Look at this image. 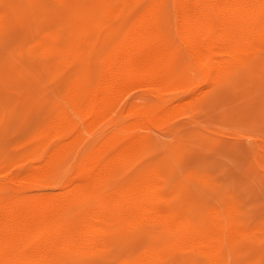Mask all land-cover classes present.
<instances>
[{
  "label": "rangeland",
  "instance_id": "rangeland-1",
  "mask_svg": "<svg viewBox=\"0 0 264 264\" xmlns=\"http://www.w3.org/2000/svg\"><path fill=\"white\" fill-rule=\"evenodd\" d=\"M152 2L0 0V171L12 178L1 174L0 182L24 197L60 200L70 219L92 213L99 196L129 198L142 183L158 185L167 219L136 210L91 242L54 245L48 264H210L183 226L208 232L219 225L222 261L264 264V35L226 73L205 81L180 38L173 0H160L167 78L128 82L96 116L68 128L59 123L62 113L73 116L76 86L98 88L105 58ZM51 34L62 43H48ZM145 111L153 120L135 127ZM129 132L135 140L116 152V136ZM97 150L105 171L80 186L78 167Z\"/></svg>",
  "mask_w": 264,
  "mask_h": 264
},
{
  "label": "bare ground",
  "instance_id": "bare-ground-1",
  "mask_svg": "<svg viewBox=\"0 0 264 264\" xmlns=\"http://www.w3.org/2000/svg\"><path fill=\"white\" fill-rule=\"evenodd\" d=\"M159 1L154 0L141 9V13L131 22L123 39L105 58L104 75L98 88L76 86L68 104L73 116L68 114L70 112H64L60 116L59 123L61 121L64 128L84 117L96 116L106 101L117 96L128 82L150 80L161 83L167 78L169 71L158 48L161 39L158 40L157 36L156 5ZM173 2L178 16L180 38L183 43L190 45L205 81L226 73L231 65L245 56L253 47V43H258L264 35V0H173ZM78 27L77 30L83 32L82 27ZM45 40L48 43H62L55 34L49 35ZM83 101L84 108L80 111L77 107ZM152 120L150 112H141L138 114L135 127H143ZM130 132L116 136L114 144L111 145L117 146L116 152H122L133 143L136 137ZM102 153L101 150L90 152L86 156L85 166L78 167L80 186L91 183L98 178L99 173L105 171V164L100 162ZM46 172V169L41 170V173ZM1 174L4 178L12 180L6 177L5 169L0 171ZM29 174L38 175L33 171ZM157 186L153 184L151 187L149 184L148 187V184L142 183L138 188L135 187L137 190L133 191L129 198L121 196L120 199L118 196L119 199L112 200L105 195L99 196L96 198L92 213L70 219L65 215V204L60 200L24 197L20 195L19 188L9 187L6 182H0V264H48L54 245L91 242L99 236H104L111 222L136 210L147 211L153 218L165 220L170 213L158 206ZM183 229L185 237L196 243L200 251L210 257V264H226L222 261L220 251L223 239L220 225L208 232H199L186 226H183ZM96 247L97 244L94 248ZM133 264L155 263L148 259L138 260Z\"/></svg>",
  "mask_w": 264,
  "mask_h": 264
}]
</instances>
